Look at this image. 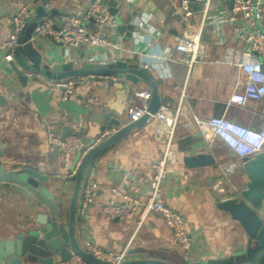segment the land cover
Segmentation results:
<instances>
[{
  "label": "crops",
  "instance_id": "0c3cea01",
  "mask_svg": "<svg viewBox=\"0 0 264 264\" xmlns=\"http://www.w3.org/2000/svg\"><path fill=\"white\" fill-rule=\"evenodd\" d=\"M46 1L49 10L53 11L49 15L53 18V26L57 28L61 25V16H83L92 0ZM115 1L117 26L124 25L122 30L116 27L111 33L110 40L116 48H72L48 38L39 39L37 47H41L48 64L72 61L74 65H81L128 60L147 69L156 82L161 105L175 106L183 90L187 106L199 117L224 116L245 126H259L264 115V97L247 108L228 104L230 93L243 88L244 73L236 64L225 61L226 55L235 59L237 51L246 48L242 40L233 37L243 25L241 20L221 28L204 24L200 34L202 57L189 66L185 63V54L175 46L187 26L200 24V3L186 0L191 14L185 15L183 0ZM39 4L36 0H0V44L10 36L12 16L21 12V29L23 18L35 19ZM212 7L228 12L230 1L213 0ZM139 22L143 26L140 27ZM83 23L92 28L91 20ZM231 49L237 51L232 53ZM3 53L0 50V94L6 98L5 105L0 106L2 155H9L12 162L32 168L46 177V181H40L39 185L44 188L45 195L52 194V202L62 211V221H66L73 182L64 175L61 155L48 144V132L60 136L64 128H69L70 133L78 134L84 144L90 143L103 129L116 130L115 121L119 124L124 121L127 106L142 105L143 101L136 92L149 90V87L142 80L134 84L116 74L78 76L79 82L63 100L59 89L50 86L47 79H29L26 84L20 83L14 74H10ZM164 144V136L156 131V120L149 117L95 160L97 188L86 229L98 247L119 252L127 246L129 259L154 257L171 264L185 262L183 251L158 214L149 213L135 231L134 220L115 219L102 211V206L109 200L118 202L123 194H127L139 203L134 215V219L137 218L140 205L149 192L151 161L162 154ZM172 146L176 160L167 166L163 189L165 201L184 217L205 250L204 256L198 254L193 259L215 264L237 249L245 235L228 212L216 207L221 197L211 190L210 185L219 174L218 167L187 168L183 157L210 152L217 164L227 162L220 160L219 154L225 152L226 157L229 152L218 139L208 147L197 129L183 128L181 124L176 128ZM238 178L244 183L243 172ZM37 202L28 194L0 184V242L12 239L39 218V213L52 214L47 206L39 210ZM76 230L81 241L86 231H80L77 224ZM59 262L56 260L54 264Z\"/></svg>",
  "mask_w": 264,
  "mask_h": 264
},
{
  "label": "built area",
  "instance_id": "2783aa9c",
  "mask_svg": "<svg viewBox=\"0 0 264 264\" xmlns=\"http://www.w3.org/2000/svg\"><path fill=\"white\" fill-rule=\"evenodd\" d=\"M201 4L202 19L196 26H187V29L178 38L175 48L185 54V63L191 66L196 60L202 57L203 51L200 48V34L206 23L221 28L236 20H241L243 25L236 31L234 38L245 43L246 48L236 51L235 59L225 56V61L234 63L244 73L242 90H233L228 97V104L239 108H247L251 103L258 102L264 97V0H229L230 10L212 7L213 0H194ZM44 10H49L50 5L46 0H36ZM182 10L185 15L191 12L187 8L186 0L182 2ZM61 25L53 26V18L49 15L40 17L32 31L31 41L48 38L51 41L72 48H102L116 45L110 40L111 33L117 27L115 15L111 13L109 6L100 0H92L82 15L65 14L61 16ZM91 20L90 28L83 23L84 20ZM21 12L15 13L11 22L13 29L8 39L0 44L3 58L6 61L13 59V50L17 45L20 29ZM139 26H143L139 22ZM106 64V62H102ZM49 85L59 89L61 98L67 99L74 86L79 82L77 77L48 80ZM143 103L142 105H129L125 109L124 121L118 125L136 121L148 113V104L151 97L150 90L136 92ZM150 118L156 120V131L165 138L162 154L151 161V177L148 181V195L140 205V211L136 219L134 215L139 205L138 201L123 194L121 201L109 200L102 206V211L110 217L120 220H134L135 231L139 228L144 218L149 213L158 214L170 229L173 239L185 255L183 264H210L200 263L193 259L198 254L205 252L197 240L194 230L188 227L184 217L171 208L165 201L164 183L167 178V166L175 163L176 151L172 146L176 128L181 124L183 128H195L206 140L208 147L218 139L226 147L231 159L227 162L217 163L218 176L211 182V190L221 195L220 199H226L237 195L238 188L232 183L231 176L235 173L236 167L240 164L241 158L250 156L261 151L264 147V115L257 128L242 125L224 116L199 117L187 106L185 93L182 90L175 106L160 104L154 113L149 114ZM148 117V118H149ZM115 131V130H114ZM112 133L109 129H103L90 143L84 144L80 136L70 133L64 138L58 134L48 132L47 142L51 148L56 149L61 155L64 163L65 177L73 182V177L84 153L92 148L99 141ZM228 183L231 184L229 187ZM97 183L94 179V163L88 168L81 179L79 196L75 209V222L80 231H84L85 250L93 257L101 261H108L112 264H119L128 258V247L119 252L106 250L98 247L90 238L87 232V220L89 211L94 204V194ZM232 188L236 193H231ZM116 194L119 192L114 188ZM204 256V254H203ZM58 264H88L79 255L72 253L67 259ZM220 264V263H215Z\"/></svg>",
  "mask_w": 264,
  "mask_h": 264
},
{
  "label": "water",
  "instance_id": "95a60500",
  "mask_svg": "<svg viewBox=\"0 0 264 264\" xmlns=\"http://www.w3.org/2000/svg\"><path fill=\"white\" fill-rule=\"evenodd\" d=\"M105 2L112 14L117 13L115 0H100ZM52 10H44L37 6L35 19H22L23 25L13 50V59L8 62L10 74L26 84L29 79L44 78L47 80L78 77L85 75L116 74L132 83L144 81L150 90L151 97L148 113L136 121L129 122L118 128L104 139L87 150L82 156L68 199L66 221H62L63 213L52 202V194L45 195L40 181L46 177L32 168L11 161L9 155H2L4 145H0V184L20 193L28 194L37 200L39 210L47 206L52 212L50 216L39 213L33 223L14 235L12 239L0 242V264H54L56 260L63 261L72 253L79 255L88 264H112L92 256L81 246L76 230L75 209L80 191L81 179L95 160L112 144L118 141L130 130L143 124L161 104L157 93L156 82L148 74L147 69L139 67L128 60H117L106 64L86 62L74 65L72 61L64 64H51L46 61L41 47L31 41L32 31L40 17L52 14ZM124 25L117 26L122 30ZM36 45V46H35ZM91 79V78H88ZM6 98L0 94V106L5 105ZM70 134L69 128H64L60 137ZM84 142V141H83ZM183 162L187 168L216 166V161L210 152L186 155ZM244 175V183L234 197L219 199L216 207L228 212L230 218L237 222L243 232L244 240L237 249L227 257L217 261L220 264H264V147L261 151L245 156L240 160ZM117 219V218H115ZM129 253V252H128ZM119 264H171L163 259L154 257L127 258Z\"/></svg>",
  "mask_w": 264,
  "mask_h": 264
},
{
  "label": "rangeland",
  "instance_id": "374dc122",
  "mask_svg": "<svg viewBox=\"0 0 264 264\" xmlns=\"http://www.w3.org/2000/svg\"><path fill=\"white\" fill-rule=\"evenodd\" d=\"M229 155V153H227V156L226 157H224L225 156V152H223L222 154L220 153L219 154V157H220V160H224V161H227V160H230L231 159V157H230V155ZM222 156V157H221ZM242 175V170H241V167H240V165H238L237 167H236V169H235V173L231 176V181H232V183L238 188V189H240V187H241V185L243 184V180H241L240 178H238V176L239 175ZM228 185H229V187H231V184L230 183H228ZM230 192L231 193H236V191H234L232 188H230ZM219 197H221V195H219ZM81 246L82 247H84V248H86V245H85V242H84V237L82 236V238H81Z\"/></svg>",
  "mask_w": 264,
  "mask_h": 264
}]
</instances>
